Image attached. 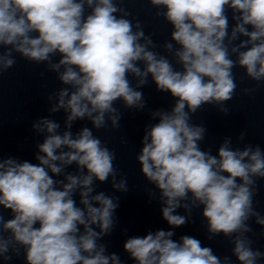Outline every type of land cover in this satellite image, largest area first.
I'll return each instance as SVG.
<instances>
[{
  "label": "clouds",
  "instance_id": "1",
  "mask_svg": "<svg viewBox=\"0 0 264 264\" xmlns=\"http://www.w3.org/2000/svg\"><path fill=\"white\" fill-rule=\"evenodd\" d=\"M147 2L171 26L163 44L145 33L124 0H0V76L16 65L18 54L45 65L63 85L45 94L49 115L32 121L34 133L43 137L35 145L36 163L0 155V264L21 256L23 264H125L104 242L118 226L120 196L97 191V182L127 193L128 180L115 163V150L94 130L121 128L117 102L145 111L142 89L150 81L174 103L148 109L136 155L140 173L153 186L148 202H159L170 229L190 223L193 210L200 209L206 238L222 236L232 248L231 255L220 256L200 239H173L174 230L158 229L128 236V259L234 264V257L235 264H264V251L253 239L264 236V214L255 202L258 181L264 180V149L251 143L234 147L227 136L213 154L201 147L207 128L192 121L205 105L230 114L226 104L238 87L233 69L255 82L243 94L264 85V0ZM60 112L63 129L52 118ZM77 121L91 127L73 132ZM246 136L240 132L237 144ZM121 231L127 235L126 228Z\"/></svg>",
  "mask_w": 264,
  "mask_h": 264
}]
</instances>
